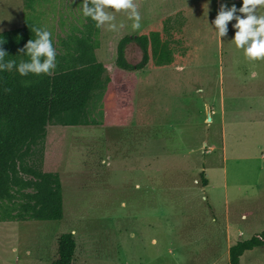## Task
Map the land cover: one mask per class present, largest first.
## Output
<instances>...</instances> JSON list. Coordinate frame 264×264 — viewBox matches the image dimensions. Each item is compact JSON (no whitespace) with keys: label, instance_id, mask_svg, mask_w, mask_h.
Wrapping results in <instances>:
<instances>
[{"label":"rangeland","instance_id":"374dc122","mask_svg":"<svg viewBox=\"0 0 264 264\" xmlns=\"http://www.w3.org/2000/svg\"><path fill=\"white\" fill-rule=\"evenodd\" d=\"M135 3L139 30L123 12L117 30L100 28L96 57L111 83L92 114L99 124L47 128L44 168L60 176L63 218L0 223V264H50L64 233L73 264H227L232 245L264 230V61L236 47L235 20L221 39L213 23L222 4L242 0ZM33 8L54 40L81 20L76 0ZM25 14L23 0H0V33ZM164 25L177 42L172 64L112 91L119 40ZM125 54L142 59L134 41ZM239 264H264V246Z\"/></svg>","mask_w":264,"mask_h":264},{"label":"trees","instance_id":"16d2710c","mask_svg":"<svg viewBox=\"0 0 264 264\" xmlns=\"http://www.w3.org/2000/svg\"><path fill=\"white\" fill-rule=\"evenodd\" d=\"M36 1L23 0L29 14H25L21 27L0 33V48L8 54L5 61L14 60L19 65L29 60L20 50L36 38L33 27L43 28L36 21L38 15L33 8ZM82 3L83 0H76L81 12L79 24L64 36L51 38L57 53V66L51 76H21L15 68L0 71V223L61 220L60 176L44 168L47 128L99 124L92 114L97 108L101 110L97 103L105 99L111 79L96 57L100 28L83 15ZM132 41L142 51L137 64L126 59L125 50ZM176 43L165 25L161 31L121 38L115 51L117 83L111 90L132 87L136 73L145 67L171 65ZM55 243V257L50 264H73L76 249L73 234H61ZM263 246L264 230L232 245L227 264H239L244 252Z\"/></svg>","mask_w":264,"mask_h":264},{"label":"clouds","instance_id":"9594fccd","mask_svg":"<svg viewBox=\"0 0 264 264\" xmlns=\"http://www.w3.org/2000/svg\"><path fill=\"white\" fill-rule=\"evenodd\" d=\"M80 7L83 15L91 18L97 28L117 30L115 14L121 12L126 13L133 21V30L141 28V15L135 0H83ZM262 9H264V0H242V7L239 9L235 5L228 8L227 5L222 4L213 22L221 39L228 33L229 22L236 21L233 25L236 29L233 41L238 49L243 50L246 59L250 62L264 61V15L260 14ZM238 11L243 17L236 15ZM32 32L35 33L36 38L30 39L20 50L29 57V60L21 61L19 65L14 60L5 61L8 54L0 48V71L10 72L15 68L21 76L29 74L51 76L54 73L57 53L53 47L51 32L40 27H33Z\"/></svg>","mask_w":264,"mask_h":264},{"label":"crops","instance_id":"0c3cea01","mask_svg":"<svg viewBox=\"0 0 264 264\" xmlns=\"http://www.w3.org/2000/svg\"><path fill=\"white\" fill-rule=\"evenodd\" d=\"M23 23V22H22ZM22 26V25H21Z\"/></svg>","mask_w":264,"mask_h":264}]
</instances>
